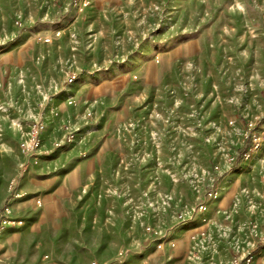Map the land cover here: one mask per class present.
<instances>
[{
    "label": "rangeland",
    "instance_id": "1",
    "mask_svg": "<svg viewBox=\"0 0 264 264\" xmlns=\"http://www.w3.org/2000/svg\"><path fill=\"white\" fill-rule=\"evenodd\" d=\"M245 263L264 264V0H0V264Z\"/></svg>",
    "mask_w": 264,
    "mask_h": 264
},
{
    "label": "built area",
    "instance_id": "2",
    "mask_svg": "<svg viewBox=\"0 0 264 264\" xmlns=\"http://www.w3.org/2000/svg\"><path fill=\"white\" fill-rule=\"evenodd\" d=\"M44 42H49V40L45 39ZM43 128V125L39 123H33L28 126L27 132L25 133V138L19 143V150L26 159H30L32 161L35 160L37 151L41 146V135ZM28 165H30V162L28 161L23 163L21 165L22 171H25ZM4 212L5 214H8V209H4Z\"/></svg>",
    "mask_w": 264,
    "mask_h": 264
},
{
    "label": "crops",
    "instance_id": "3",
    "mask_svg": "<svg viewBox=\"0 0 264 264\" xmlns=\"http://www.w3.org/2000/svg\"><path fill=\"white\" fill-rule=\"evenodd\" d=\"M80 170H79V167H77L76 169H74L73 170V172L72 173H69L70 175V177L69 178H71L72 176H73V174H75V176L78 174V172H79ZM44 172H46V171H44ZM23 177V184H25L24 183V181H25V179H26V177H27V175L25 174V175H23V176H21L20 177V180H22L21 178ZM64 177V174H62V175H58V174H54L53 172H50V173H44L41 177H31L33 180H36V182H43L42 184H48V185H52V184H55V183H57V182H59V181H61V179ZM66 178V177H65ZM67 180V178L66 179H63V181L65 182ZM26 182V181H25ZM12 204V203H11ZM13 205H14V203L11 205V208L13 209Z\"/></svg>",
    "mask_w": 264,
    "mask_h": 264
},
{
    "label": "trees",
    "instance_id": "4",
    "mask_svg": "<svg viewBox=\"0 0 264 264\" xmlns=\"http://www.w3.org/2000/svg\"><path fill=\"white\" fill-rule=\"evenodd\" d=\"M242 154H243V152H242ZM242 156H240L239 158H241Z\"/></svg>",
    "mask_w": 264,
    "mask_h": 264
}]
</instances>
